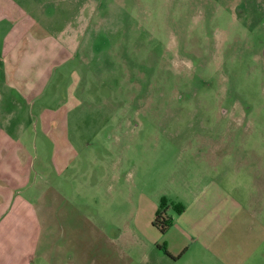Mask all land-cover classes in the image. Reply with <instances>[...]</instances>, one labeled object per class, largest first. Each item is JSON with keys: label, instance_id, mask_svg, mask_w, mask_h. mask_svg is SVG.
I'll return each instance as SVG.
<instances>
[{"label": "rangeland", "instance_id": "obj_1", "mask_svg": "<svg viewBox=\"0 0 264 264\" xmlns=\"http://www.w3.org/2000/svg\"><path fill=\"white\" fill-rule=\"evenodd\" d=\"M13 1L36 44L0 62V125L52 212L33 264H219L201 218L264 220V0Z\"/></svg>", "mask_w": 264, "mask_h": 264}, {"label": "crops", "instance_id": "obj_2", "mask_svg": "<svg viewBox=\"0 0 264 264\" xmlns=\"http://www.w3.org/2000/svg\"><path fill=\"white\" fill-rule=\"evenodd\" d=\"M33 23L22 4L0 0L1 63L19 59L36 44L30 34ZM9 127L0 125V264L50 261L49 249H40L39 243L46 223L52 221L46 190L29 186L30 172L17 161L22 158L7 148L14 140ZM252 213L238 206L229 216H204L198 224L200 247L210 251L219 264H264V220Z\"/></svg>", "mask_w": 264, "mask_h": 264}, {"label": "trees", "instance_id": "obj_3", "mask_svg": "<svg viewBox=\"0 0 264 264\" xmlns=\"http://www.w3.org/2000/svg\"><path fill=\"white\" fill-rule=\"evenodd\" d=\"M173 208L177 211L180 212L182 210L180 205H173ZM165 211V205L163 198L160 199L159 205L155 210L154 217L151 221V225L156 227L159 232H164L168 226H170L171 221L168 217L164 215Z\"/></svg>", "mask_w": 264, "mask_h": 264}]
</instances>
